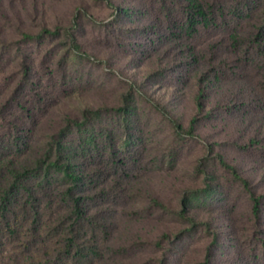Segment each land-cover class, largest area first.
<instances>
[{
    "label": "trees",
    "instance_id": "16d2710c",
    "mask_svg": "<svg viewBox=\"0 0 264 264\" xmlns=\"http://www.w3.org/2000/svg\"><path fill=\"white\" fill-rule=\"evenodd\" d=\"M100 1L114 10L101 30L112 75L127 78L113 52L127 53L138 65L154 67L155 61L139 92L164 82L181 101L191 98L196 114L187 125L174 122L176 130L188 141L201 138L222 170L248 190L256 244L249 256L238 255L242 264L264 262V191L243 173L249 164L264 170V0ZM42 3L0 0V58L9 62L20 48L0 96V264H116L117 213L133 199L145 151L133 130L124 150L122 129L112 126L103 136L98 122L106 114L129 117L134 108L118 102L84 113L67 110L46 126L67 91L69 54L97 61L103 55L87 51L76 15L54 26L45 22L38 31L22 29L19 41L6 35L13 16L18 20L28 6L44 15ZM96 131L103 147L91 140ZM241 156L247 166L237 162ZM206 185L205 192L215 191L211 181ZM147 197L150 207L169 210L158 196ZM181 217L192 228L179 236L216 228L187 212ZM225 234L213 233L198 264H218Z\"/></svg>",
    "mask_w": 264,
    "mask_h": 264
},
{
    "label": "rangeland",
    "instance_id": "374dc122",
    "mask_svg": "<svg viewBox=\"0 0 264 264\" xmlns=\"http://www.w3.org/2000/svg\"><path fill=\"white\" fill-rule=\"evenodd\" d=\"M41 2L44 15L36 14L34 8L28 6L18 20L17 14L13 16V25L6 27V35L19 41L22 29L38 31L45 22L47 26H54L58 20L64 17L71 19L76 15L84 30L87 51H100L103 55V60L97 61L85 55L69 54L67 91L61 96L46 126L50 127L53 119L67 110L84 113L89 108H105L118 102H131L134 108L129 117L106 114L101 115L98 122V130L103 132V136L107 128L116 126L122 129L125 136L120 138V144L124 150L129 133L133 130L136 137L141 139L145 151L144 171L139 174L140 181L133 199L120 207L117 213L120 235L116 240L119 248L116 249L121 250L116 256V264H198L204 260L215 231H224L228 238L219 250L217 263L242 264L238 252L242 250V256H249L250 249L256 244L257 221L251 212L248 190L222 170L218 161L209 155L206 143L201 138L188 141L183 133L178 134L174 122L182 121L187 125L196 114L191 98L181 101L164 82L147 86L146 95L139 92L138 85L144 84L146 77L156 70L155 61L151 62L155 68L138 65L127 53L113 52L120 55L122 60L118 66L124 69L127 78L119 71H114L116 75H112L106 62L109 58L104 51L101 30L103 21L114 18V10L104 6L102 1ZM46 48L49 47L46 45ZM19 49L15 47L9 62L0 58V96L1 91L5 90L2 85L7 82L6 77L16 66ZM136 82L137 87L134 86ZM46 126L40 131V137L44 135ZM99 132L92 134L91 140L96 142L97 139L100 147H103V137ZM244 159L241 156L237 162L247 166ZM243 173L254 179L256 189L264 191V170L249 164ZM208 181L215 188L213 193L205 192ZM148 194L158 196L170 207L169 210L150 207ZM186 212L196 222L214 223L216 228L211 233L205 227H196L191 234L179 236L181 232L192 228L188 219L181 217ZM160 237H164L161 243L158 242ZM231 237L236 238L238 243L230 242ZM250 264L264 262L252 261Z\"/></svg>",
    "mask_w": 264,
    "mask_h": 264
}]
</instances>
